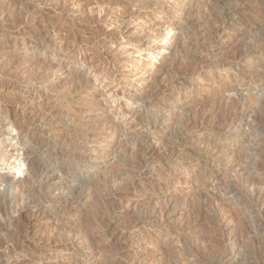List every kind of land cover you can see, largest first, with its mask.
<instances>
[{
  "label": "rangeland",
  "instance_id": "1",
  "mask_svg": "<svg viewBox=\"0 0 264 264\" xmlns=\"http://www.w3.org/2000/svg\"><path fill=\"white\" fill-rule=\"evenodd\" d=\"M62 1L46 0L40 3L39 16L34 21L0 28V200L8 207V190H4L6 183H2V178L23 185L21 180L27 173V145L23 142L26 134L17 123L10 124L14 116L9 110L16 105L20 110L16 115L19 122L37 110L59 112L54 119L56 123L39 126L38 130H50L51 141L60 149L73 148L77 156L99 163L103 175L117 180L122 177L125 182L120 188L126 189L132 197L113 199L111 194L105 193L72 217L45 218L39 210L38 213L29 206L21 212V221L32 223L39 237L62 235L69 237L67 242L71 245L61 250L60 247H40L32 240L33 250L28 248L22 252L18 264H69L75 258L73 251L83 247L69 234L75 229L72 220L87 218L95 222L100 212L110 211L116 216L111 230H125L142 209L152 207L156 201L166 206L168 226L159 228L141 221L128 229L127 239L109 245L97 233V241L105 245L101 258L94 254L85 258L79 256L78 260L85 259L83 264H118V261L119 264H264V201L254 206L246 186V180L250 181L253 184L249 187L257 194H264V158L261 160L255 154L259 149L264 151V120L257 118L258 109L264 106V46L256 56L245 54L231 67L205 63L231 53L242 43H255L256 37L264 33V22L255 19L260 16L259 6L251 0H75L78 10L74 11L66 0L61 7ZM96 2H108L112 8L110 16L115 21L112 27L94 28L93 25V28L83 29L82 18L88 10L94 9ZM35 3L36 0L14 1L17 10H22L21 14L35 9ZM153 8L162 12L157 14ZM135 14L141 17L137 21L130 17ZM216 14H222L230 25L218 35L209 33L200 40L197 52L203 59L202 68L189 74L188 87L172 91L166 88L160 99L148 107L136 104L132 109L134 119L127 120L121 113L126 109L123 103L119 107L109 104L99 85L80 91L77 84L86 81L90 73L80 63L67 58L62 49L33 50V45L39 42L36 33L41 30L47 41L66 39L65 44L76 45L79 51L96 60L109 55L104 49L105 43L116 37L115 27H127L133 43L143 39L138 31L147 35L142 26L168 20L175 24V42L168 51L153 59L150 82L137 85L142 88L143 96H150L157 94L165 83L180 86L183 76L175 73L173 65L181 62L180 58V62L176 60L179 56L194 52L189 24L192 20L206 18L197 28L200 31L204 24H210L207 18ZM163 30L161 36L165 37ZM115 55V58L127 56ZM130 56L141 65L145 61L138 59H146L141 53ZM146 60L148 64L149 58ZM120 81L126 82L127 90L135 83V80L130 82L126 74ZM234 99L248 106L252 128L233 126L243 121L240 112L233 115L225 130L226 124L221 128L213 125L217 110ZM179 103L182 104L180 113L176 111ZM155 112L169 118L161 127L153 129L145 125V117ZM64 116L74 121L62 126L59 122L64 121ZM190 121L201 123L186 126ZM63 135L71 140L81 136L83 145L73 146L57 139ZM246 135L252 140L245 139ZM145 137L159 141L154 143L155 148L162 150L179 145L182 152L171 159H164L163 151L140 158L135 150L138 151L137 145ZM70 160L71 164L79 166L86 163ZM242 167L247 169L243 173ZM138 172L137 185L130 187L129 175ZM227 186L234 187L235 193L225 191ZM199 197L205 199L204 203L198 201ZM214 213L218 214L223 231L213 228ZM0 223H4L1 216ZM3 228L0 226V240L3 236L6 239V235L9 238ZM112 245L118 249L111 248ZM115 251L122 257L114 256Z\"/></svg>",
  "mask_w": 264,
  "mask_h": 264
},
{
  "label": "bare ground",
  "instance_id": "2",
  "mask_svg": "<svg viewBox=\"0 0 264 264\" xmlns=\"http://www.w3.org/2000/svg\"><path fill=\"white\" fill-rule=\"evenodd\" d=\"M15 0H2V10L0 11V28L3 27H16L25 21H34L37 16H39V5L40 3L45 2L46 0H36L35 9L25 10L26 13L21 14L22 11L17 10L14 5ZM32 1V0H31ZM34 1V0H33ZM38 1V3H37ZM68 5H72V10H78V4L75 0H66ZM239 1V0H236ZM253 4L259 6L260 16H255V19L259 22H264V0H251ZM33 3V2H32ZM31 6L33 8V5ZM65 0L62 1L61 7L65 6ZM30 6V7H31ZM21 10V11H20ZM112 8L108 2L99 3L96 2L94 9L88 10L89 12L84 15L82 18V28L85 29L86 26L89 28L97 27H109L113 25L115 19L113 16H110ZM157 11V14L162 11L154 9ZM133 21H137L141 18L138 15L130 16ZM205 18V17H204ZM202 20V19H201ZM206 20L203 19V21ZM207 20L210 22L209 25L204 24L202 30L197 31V28L203 25V21L192 20L191 24L188 26L192 28L193 31V41L191 43V48L194 49L193 54L186 56L183 54L179 56L176 60L180 63H174L173 69L175 73H181L183 80L180 86L171 83H165L159 88L157 94H151L150 96L142 95V88L137 86L141 82L149 83L151 80V75L153 73L154 61L163 51H168L169 48L173 45L176 38V29L174 28L175 24L169 23L168 20H162L158 23H149L147 26H142L143 30L147 31L146 34H141L142 31H138L140 36L143 38L138 42H131L130 35L127 27L117 26L115 27L116 37L109 39L105 44L106 53L111 55L103 56V58H98L93 60L92 57H87L84 52L79 51L76 45L69 46L65 44L63 38L55 39L51 42L45 39V33H42L39 30L36 33L37 42L33 46V50H42L45 48L55 49L56 47L63 50L64 55L67 58L74 60L81 65L87 73H90V76L86 81L80 82L77 84V88L80 91L91 89L94 86L99 85L102 91V95L108 99L109 104L113 107H119L121 103L125 105L126 109L121 113L125 118L134 119L132 115V109L135 108L136 104L143 105L148 107L151 103L158 101L164 90L172 91L173 89H178L179 87L186 88L189 83V74L196 72L202 68L200 63L203 62L201 55L197 52L198 47H201L200 40L202 38L208 37L209 33H214L218 35L221 29L229 27L230 23L225 20L222 14L214 15L208 17ZM42 21V19L40 20ZM254 22V21H250ZM92 24V25H91ZM94 25V26H93ZM93 26V27H92ZM211 28V29H210ZM165 30V37L161 36V31ZM163 30V31H164ZM32 36V35H31ZM257 41V42H256ZM195 42V43H194ZM199 42V43H198ZM264 46V33L256 37L255 43L251 45L240 44L237 46L231 53L222 54L220 56L214 57L209 62L215 66L227 65L232 66L239 62L241 57L245 54L257 55V51ZM142 47H144L142 49ZM201 51V50H200ZM143 52V53H142ZM124 53L127 56L118 55L116 58L115 54ZM141 53L142 56L148 60L139 58L138 60H144L145 62L141 65L138 61H135L130 54ZM151 54H155L151 57ZM151 58V59H150ZM180 58V61H179ZM184 58V59H183ZM183 62V63H182ZM120 64V66L117 65ZM187 73V75H186ZM129 75L130 82L135 80V83L131 85L128 90L126 89L125 83L120 81V77L123 75ZM131 84V83H130ZM106 103V101L104 102ZM146 103V104H145ZM133 104L134 106H130ZM182 104L179 103L176 106V111H180ZM7 111L9 109H6ZM19 105L12 107L9 112L12 113L11 125L15 123L23 128L25 132V139H23L24 145H27L25 148V164L27 166V173L24 177L23 185H18L21 182H15L8 180L6 177L2 178V183H6L5 191L8 192V207H4L0 200V216L4 219V223H0V226H4L6 239L0 240V264H18L19 257L21 253L26 251L28 248L33 250L34 246L32 240L38 242L40 247H60L61 250L68 249V246L71 245L67 240L69 237L65 238L62 235H50L48 237H39L37 229L29 221H21V212L27 209L29 206L36 208L40 213L45 216V218L63 216V217H72L77 214L79 211L84 210L86 205L90 202H93L97 198L101 197L103 194H111L113 199L123 198L129 199L132 195L128 194L126 189H122L121 184L125 181L124 179L119 178L117 180L114 176L103 175L101 170V165L97 162H94L90 159H83L81 156L76 155V150L73 148H62L57 144H54L51 141L50 130L45 132L38 130L39 126L44 127L50 123L55 122V117L60 113L57 111H35L28 117H23L22 122L17 121L16 115L19 113ZM237 112H240L243 115V121L238 124H233L234 127L248 126L252 128V116L249 113L248 106L243 102L237 100H230L227 105L221 106L216 113V118L213 120V125L215 127H225L231 122V118ZM180 113V112H178ZM264 106L262 105L257 111V118L259 120H264ZM147 116V114L145 115ZM145 125L149 128H159L165 123V115L161 113L150 114V117H145ZM54 120V121H53ZM74 121L70 116H64V121L59 122L62 126H68ZM175 120H173L174 122ZM201 123L190 121L187 122L186 126L195 127ZM233 126L231 128H233ZM229 133V131H227ZM245 139L252 140L251 137L245 136ZM61 141H67L68 144L73 146H82V137L79 139L74 138L70 139L66 136L57 137ZM159 142L158 140L152 138L148 139L145 137L137 145L139 148L138 151L135 150V153L140 156V158H147L148 156L154 153H161L163 151L164 159H171L175 154L182 152L181 147L178 145H173L165 147L162 150L155 148L154 143ZM59 143V142H58ZM255 154L263 160L264 151L259 149ZM214 157V156H212ZM74 159L75 162L86 161L83 166L79 164H71V160ZM144 166H140V169H143ZM247 169L245 167L241 168L242 173ZM140 172L131 173L127 182H129L130 187H135L137 185V179L139 178ZM20 181V180H19ZM17 183V187L15 184ZM22 184V183H21ZM253 183L246 180V186L249 190V198L254 203V206L258 207L264 201V194H260L249 187ZM154 185L151 184L150 188ZM125 188H129L126 186ZM149 188V189H150ZM225 191L235 193L236 189L231 186H227L224 189ZM6 192V193H7ZM1 198V197H0ZM204 198L199 197V202L204 203ZM5 202V200L3 201ZM209 203V201H207ZM35 209V211H36ZM38 211V213H39ZM107 212V211H106ZM37 213V212H36ZM103 213V212H102ZM99 213L97 221H89L87 218H78L72 220L71 225L75 227L74 230L70 231L69 234L73 236V239L83 245L82 248L73 251V256L75 257L73 261L69 264H83L85 259L81 261L78 260L79 256L87 257L89 255H97L95 257L101 258V254L104 251L105 245H101L96 236L99 233L102 239L106 240L107 244H111L113 241H124L129 237L128 229L132 226L138 225L139 222L143 221L145 223L156 225V227H166L168 223L166 222V206L159 205L158 202H154L152 207L142 209L139 212L138 216L128 223L124 228L125 230L114 231L111 230V224L115 220V217L112 212L109 211L106 214ZM214 224L213 228L220 229L223 231L224 228L220 224L218 219V214L214 213ZM24 220V219H23ZM4 231V230H3ZM4 233V232H3ZM111 246V245H110ZM104 247V248H103ZM113 249H118L115 245H112ZM110 248V249H111ZM114 256L122 257V254L115 251ZM105 259V258H104ZM117 259V258H116ZM119 259V258H118ZM243 261H247L242 258ZM84 261V262H83ZM86 263V262H85ZM121 263L118 261V264ZM110 264V263H108ZM115 264V263H111ZM131 264V263H124Z\"/></svg>",
  "mask_w": 264,
  "mask_h": 264
}]
</instances>
